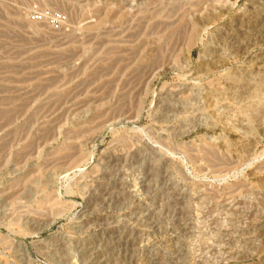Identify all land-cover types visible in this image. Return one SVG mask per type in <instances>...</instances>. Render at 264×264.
I'll return each instance as SVG.
<instances>
[{
	"label": "rangeland",
	"instance_id": "obj_1",
	"mask_svg": "<svg viewBox=\"0 0 264 264\" xmlns=\"http://www.w3.org/2000/svg\"><path fill=\"white\" fill-rule=\"evenodd\" d=\"M0 264H264V0H0Z\"/></svg>",
	"mask_w": 264,
	"mask_h": 264
}]
</instances>
